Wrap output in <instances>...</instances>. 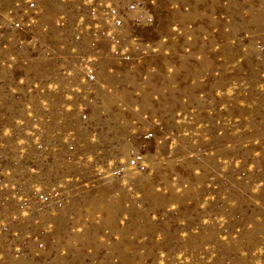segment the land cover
Segmentation results:
<instances>
[{
	"label": "rangeland",
	"instance_id": "1",
	"mask_svg": "<svg viewBox=\"0 0 264 264\" xmlns=\"http://www.w3.org/2000/svg\"><path fill=\"white\" fill-rule=\"evenodd\" d=\"M0 264H264V0H0Z\"/></svg>",
	"mask_w": 264,
	"mask_h": 264
}]
</instances>
